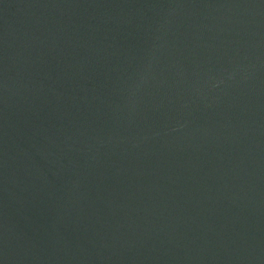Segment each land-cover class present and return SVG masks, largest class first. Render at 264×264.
Segmentation results:
<instances>
[{"label":"water","instance_id":"water-1","mask_svg":"<svg viewBox=\"0 0 264 264\" xmlns=\"http://www.w3.org/2000/svg\"><path fill=\"white\" fill-rule=\"evenodd\" d=\"M0 264H264V0H0Z\"/></svg>","mask_w":264,"mask_h":264}]
</instances>
